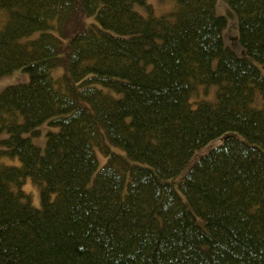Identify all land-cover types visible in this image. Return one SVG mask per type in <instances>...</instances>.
<instances>
[{"label": "trees", "instance_id": "obj_1", "mask_svg": "<svg viewBox=\"0 0 264 264\" xmlns=\"http://www.w3.org/2000/svg\"><path fill=\"white\" fill-rule=\"evenodd\" d=\"M223 1L243 56L218 0H0V264H264V0Z\"/></svg>", "mask_w": 264, "mask_h": 264}, {"label": "rangeland", "instance_id": "obj_2", "mask_svg": "<svg viewBox=\"0 0 264 264\" xmlns=\"http://www.w3.org/2000/svg\"><path fill=\"white\" fill-rule=\"evenodd\" d=\"M149 2L155 7V11L158 15L164 14L171 6L166 7V3L163 2V0H149ZM137 11H139L142 14L144 13V10L140 7L136 8ZM229 11V12H228ZM231 10L227 8V5L223 0H218L217 3V13L225 15L227 18V26L223 29V35L225 37L226 45L229 46L237 55L243 56L244 52L243 49L238 45L237 42V35H239L238 32V26H237V18L233 12L230 13ZM87 23H92L94 21V16L86 18ZM239 41V40H238ZM259 67L262 70V73L264 74V68L261 64H259ZM63 72V69H57L54 71V76L60 75ZM30 81V76L28 73L24 72L21 69H16L12 73L7 74L0 78V92H2L5 88L11 85H17V84H25ZM40 129V135L37 137H32V141L35 145L40 147L42 150L45 148L46 142H47V135L49 132H56L59 128L49 125L48 123H44L39 127ZM7 136V133L2 134V137ZM26 136H30L29 133L26 134ZM220 140H213L208 145L204 146L200 150H197L195 154L193 155L191 161L186 165L184 170L181 172V174L178 176V178L182 177L187 170L200 158V156L209 150L211 146H214L218 144ZM96 155L99 161V168L103 166V164L106 161V157L102 155L98 150H96ZM4 161L7 164L19 166L20 160L18 157L14 158H8L4 157ZM23 189L31 195V202L36 207H41L42 201H41V195H40V187L36 184H34L31 180V178H28L25 182Z\"/></svg>", "mask_w": 264, "mask_h": 264}]
</instances>
